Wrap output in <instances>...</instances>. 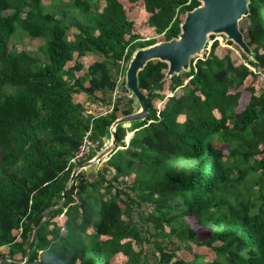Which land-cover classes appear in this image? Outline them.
<instances>
[{"label": "trees", "instance_id": "obj_1", "mask_svg": "<svg viewBox=\"0 0 264 264\" xmlns=\"http://www.w3.org/2000/svg\"><path fill=\"white\" fill-rule=\"evenodd\" d=\"M61 1L49 0L53 8L46 11L41 0H0V264H264V90L245 83L264 74V0H249L245 17L253 60L244 55L245 62L236 63L229 52L216 56L214 40L209 55L194 64L191 59L183 73L187 92L172 95L186 86L172 76L168 97L157 94L166 64L147 62L137 74L149 104L146 118L129 127L127 147L125 130L117 127L116 146L125 148L109 155L101 173L88 179L79 172L57 206L73 169L83 163L73 160L86 134L97 143L90 159L117 112H132L123 96L109 114H83L74 94L93 99L97 91L112 93L116 82L105 61L76 75L83 70L79 58L95 51L118 68L135 50L156 43L140 40L126 4L164 41L176 38L181 17L200 5L103 0L90 18L94 0H72L85 20L69 40L64 11L56 7ZM16 32L44 42L43 62L15 49ZM157 98L158 111L152 103ZM246 179H258L257 195L250 188L238 191ZM49 208L26 254L34 226ZM91 235L95 239L86 245ZM144 245L143 255L134 249ZM193 246L209 250L213 259L189 254Z\"/></svg>", "mask_w": 264, "mask_h": 264}, {"label": "rangeland", "instance_id": "obj_2", "mask_svg": "<svg viewBox=\"0 0 264 264\" xmlns=\"http://www.w3.org/2000/svg\"><path fill=\"white\" fill-rule=\"evenodd\" d=\"M42 5L44 6V10L46 11H52V6L49 4V0H41ZM104 6V1L103 0H94V2H92V4L90 5V18H94L97 14L100 13L101 9ZM57 8L61 9V11H64L65 14V21L66 24L68 25L69 29H68V39L71 40L73 39V35L77 34V30H76V24H82L83 21L85 20L84 16L77 10L74 8L73 6V1L72 0H62L61 2H59L56 5ZM125 10H126V14H127V18L133 22V26H134V32L137 33L140 37V40H147V39H152L154 38L156 41V43H160L163 42V37L162 36H156L153 34H150L151 32L146 30V25L143 22L144 20L141 18V16H139L138 12L135 9H132L131 7H129L127 4L125 5ZM26 11V9H25ZM10 13V11H7L5 13H3V15H6ZM57 17L60 16V11L58 10V12L56 13ZM184 19V15L181 17V20L183 21ZM248 26V20L243 17L238 21V29L239 31L243 34L244 36V40L246 41V36H245V31L247 29ZM18 32H16L13 36V40H14V44L13 46L15 47V49L17 51L23 50V51H27L30 54H32V56H34V58H38L39 61L43 62L44 61V57H43V46H44V42L40 39H29L27 36L21 35L18 36L17 35ZM216 40L218 43L217 48L214 51V54L218 57H222L223 55L226 54V52H229L230 58L233 62L236 63H243L245 62V60H243L244 54L241 52V50L235 45L233 44L231 41L228 42L229 40H227L226 36L223 34H211L208 36V40L207 43L203 49V51L194 56L192 59V64L195 63V61L197 59H201L203 57H206L209 55L210 53V47L212 42ZM227 43H231V45H228ZM246 59V58H245ZM80 63L83 66V70L79 73H76V75H81L82 73H84V71L86 70L87 66L92 63L93 61H105L110 69H111V73L115 79L116 82V87L115 90L112 93H105V92H96L94 94V98L93 99H89L84 93H80V94H74L73 95V100L79 104L82 105L83 108V114L85 116H92L95 117L99 114H109L111 112V108H112V103L120 98L125 96V100H124V104L125 107L126 105V100H131V104L130 106L128 105V107L131 108L132 112L136 111L137 109V102L136 100L130 96L129 92L125 89V70L127 68L128 62L124 61H120L119 62V67L116 68L109 59L104 58L100 53H97L95 51H91L88 52L85 57H81L79 58ZM165 73V71H164ZM179 77L181 78L183 84L186 85V82L188 79H185L184 74L180 73ZM246 84H254L256 85L257 89L260 90H264V74H258L257 79H250L248 78V80L245 82ZM70 84V83H69ZM187 85L186 86H182V87H178L174 90L173 94L174 96H180L184 93L187 92ZM242 88V87H241ZM125 90V93H124ZM145 93V92H144ZM158 96H165L168 97L171 94L169 93L168 90V79L164 80L163 83V90L159 93L157 92ZM104 100V101H102ZM109 101V102H108ZM153 106L154 108L158 111L159 109H161L162 106V102L159 100V98L153 100ZM242 105V104H241ZM241 108L238 107V110ZM118 117H121L120 113L117 112ZM129 124H124L123 128L125 130V136L123 138V142L125 147H127L130 138H131V133L129 132ZM108 143V144H107ZM110 144V139L109 137H105L102 139V148L98 151V152H94L95 156L98 155L105 147H107ZM124 147V148H125ZM119 147L118 150L121 151V149H124ZM79 152L78 153H83V156H86V149L84 147H80L79 148ZM96 147H94L92 150H95ZM117 151V150H116ZM90 152V151H89ZM125 157V156H123ZM109 158V156H105L102 158V160H100L97 163H94L91 167L89 168H85L81 171H83L88 179L90 177H93V175L97 174V173H101V169L105 166V161ZM83 161L86 162L90 159H88V157L84 158H80ZM84 159V160H83ZM75 163H78L77 160L74 158L73 160ZM81 163V164H83ZM79 165H77L76 167H78ZM75 167V168H76ZM80 171V172H81ZM91 173V174H90ZM112 171L109 170L107 171L104 175L106 177V179H110L112 176ZM233 175H236V172L233 173ZM125 181L128 183L130 181V178H126ZM258 181V179H246V181L244 183H242V186H240L238 188L239 192H243L245 194V191L247 190L246 188H250V192L255 193L257 195L258 191V183H256ZM263 194H264V189H263ZM136 211V209H135ZM134 211V212H135ZM147 212H144V215H146ZM132 216H134V220L136 221L135 218V213H132ZM123 219L126 218V215H123L122 217ZM58 223L59 225H62L63 223V216L61 215L58 219ZM189 219H187L188 221ZM196 229V228H195ZM165 230L167 231V228H165ZM64 233V231H62V234ZM89 233V232H87ZM88 235V234H87ZM95 239V237L93 235L91 236H86V239L84 240V243L86 245H90L91 242ZM174 239V238H172ZM184 246V245H182ZM135 250H140V252L142 253V255L144 254V252L146 251V246H142L141 248H137L134 247ZM193 253H197L200 256H202L203 258L207 259V260H212L213 259V255L212 253L203 248V247H197V246H193V248L190 249L189 254H193ZM185 255H188V253H183Z\"/></svg>", "mask_w": 264, "mask_h": 264}, {"label": "water", "instance_id": "obj_3", "mask_svg": "<svg viewBox=\"0 0 264 264\" xmlns=\"http://www.w3.org/2000/svg\"><path fill=\"white\" fill-rule=\"evenodd\" d=\"M198 2L200 3L199 6L185 13L184 19L179 25L180 32L176 38L154 43L133 52L125 70V89L136 100L137 109L130 114L117 117L109 125L105 137H109L110 144L98 155H94L90 160L73 169L63 190L62 200L57 206L65 201L70 185L81 170L91 167L94 163L102 160L103 157L109 156L119 149L116 146L115 138L117 127H123L124 124L131 126L146 118L149 104L146 94L138 87L137 74L147 62L159 61L166 64L167 69L164 73V80L172 76H178L180 73L189 71L191 58L203 51L208 36L211 34L225 35L227 40L235 44L249 60H253L252 52L247 46L243 34L238 29V21L249 13V0H198ZM50 209L45 210L39 216L26 249V254L31 248L39 224Z\"/></svg>", "mask_w": 264, "mask_h": 264}, {"label": "built area", "instance_id": "obj_4", "mask_svg": "<svg viewBox=\"0 0 264 264\" xmlns=\"http://www.w3.org/2000/svg\"><path fill=\"white\" fill-rule=\"evenodd\" d=\"M111 110V109H110ZM99 115H104V114H99ZM98 116V115H97ZM87 135L88 134H86V136L84 137V139H83V142H82V145L80 146V147H84L85 149H86V156H83V153H76V155H75V159L77 160V162L78 161H80V160H82V159H80V158H86L88 155H89V153L91 152V151H93L92 149L94 148V147H96V145H97V143H93V142H91L88 138H87ZM80 150V149H79ZM90 151V152H89ZM83 159V160H84Z\"/></svg>", "mask_w": 264, "mask_h": 264}, {"label": "bare ground", "instance_id": "obj_5", "mask_svg": "<svg viewBox=\"0 0 264 264\" xmlns=\"http://www.w3.org/2000/svg\"><path fill=\"white\" fill-rule=\"evenodd\" d=\"M108 144V143H107Z\"/></svg>", "mask_w": 264, "mask_h": 264}]
</instances>
